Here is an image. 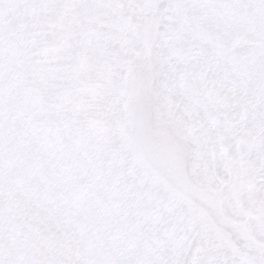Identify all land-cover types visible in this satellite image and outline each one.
I'll list each match as a JSON object with an SVG mask.
<instances>
[{
    "label": "snow or ice",
    "instance_id": "1",
    "mask_svg": "<svg viewBox=\"0 0 264 264\" xmlns=\"http://www.w3.org/2000/svg\"><path fill=\"white\" fill-rule=\"evenodd\" d=\"M0 264H264V0H0Z\"/></svg>",
    "mask_w": 264,
    "mask_h": 264
}]
</instances>
